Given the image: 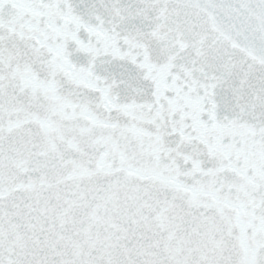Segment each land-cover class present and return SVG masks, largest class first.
Segmentation results:
<instances>
[{"label":"snow or ice","instance_id":"obj_1","mask_svg":"<svg viewBox=\"0 0 264 264\" xmlns=\"http://www.w3.org/2000/svg\"><path fill=\"white\" fill-rule=\"evenodd\" d=\"M0 264H264V0H0Z\"/></svg>","mask_w":264,"mask_h":264}]
</instances>
